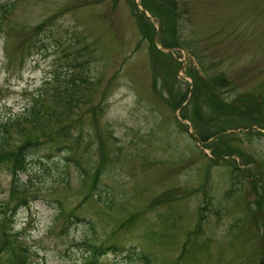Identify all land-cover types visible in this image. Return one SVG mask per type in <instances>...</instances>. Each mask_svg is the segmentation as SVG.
<instances>
[{
  "label": "rangeland",
  "instance_id": "obj_1",
  "mask_svg": "<svg viewBox=\"0 0 264 264\" xmlns=\"http://www.w3.org/2000/svg\"><path fill=\"white\" fill-rule=\"evenodd\" d=\"M174 1L183 47L152 56L134 0H0V146L42 141L18 190L0 160V264H264V0ZM196 61L250 109L208 126L230 156Z\"/></svg>",
  "mask_w": 264,
  "mask_h": 264
},
{
  "label": "trees",
  "instance_id": "obj_2",
  "mask_svg": "<svg viewBox=\"0 0 264 264\" xmlns=\"http://www.w3.org/2000/svg\"><path fill=\"white\" fill-rule=\"evenodd\" d=\"M171 1L172 3L174 2L173 0H160V1L148 0L147 2L144 0H140L141 5L150 14H156L154 7L156 6V4H159L160 11L158 12L160 13V15L157 16L156 18L158 22L162 21L163 23L162 27L159 28H160V33L162 30L161 43L165 46H176L178 44L177 40L175 39V28H174L175 11ZM131 5L134 8V4L131 3ZM137 25L140 27H143V25L145 26L146 37L151 38L153 36L154 33L153 27L139 14H137ZM149 27H151V32L150 30H147ZM154 48L155 46L152 45V48L150 49L152 56L156 52ZM155 49L158 50L157 48ZM200 68H201V73H203V75L198 73V71L194 68L190 70L191 67L188 68L189 72H187L188 76L191 78L190 88H189L190 96L192 98H196L197 100L199 99L198 96L202 92V94L199 96L201 103L205 108V113L210 112V116L200 115V117L198 118V124L195 122L197 125L194 123L200 129L198 133L199 135L198 137L200 141H202L216 134L217 136L215 140H212L213 142L211 143L213 147L211 150V154L214 156L225 155V153L230 154L232 153V151H235V149H231L230 146L227 144H225V146L221 149L220 146H218V143L222 141L224 143L229 142L231 140L229 136L233 134L229 135V134L221 133V131H223L225 128L224 129L220 128V130H215V129L209 130L208 126L215 123V121H217L218 119L220 120L222 119L225 120L223 121L225 124H227L228 126L230 125L229 128L235 127V125L237 124L233 125V123L230 122L228 119L229 118L233 119L237 117L239 119H242L239 120L240 122L244 123L249 120L245 118L250 116L249 115L250 109L248 110V108L246 107H242L240 105L237 106V104H231L229 101H225L219 93V88H217L219 82L221 83V85L225 83L224 77L218 78L215 76L205 75L201 65ZM39 114L40 111L38 109L31 108L30 113L28 114V116H26L24 120L33 119L37 117ZM196 115L197 113L195 114V116ZM217 127L219 128V125ZM23 130L25 131L26 129L24 128L20 129V131ZM42 132L43 131H41V133ZM37 136L38 135L34 136L33 138L27 136L23 142L13 145L14 147L12 148H5L3 146H0V160L7 163V168L10 171L13 187H16L17 185L16 181L18 175L25 171V169L27 168L30 162L29 156L31 154V149L32 148L37 149L38 146H40L42 143V141H40ZM48 137L50 141L53 140L51 135H49ZM203 145L207 147L206 144ZM16 188L18 190V188L21 187H16ZM109 248L116 249L117 247L115 245H110ZM91 263H92L91 261H86L85 264H91ZM17 264H19V261H17ZM144 264H148L147 260L146 262H144Z\"/></svg>",
  "mask_w": 264,
  "mask_h": 264
},
{
  "label": "bare ground",
  "instance_id": "obj_3",
  "mask_svg": "<svg viewBox=\"0 0 264 264\" xmlns=\"http://www.w3.org/2000/svg\"><path fill=\"white\" fill-rule=\"evenodd\" d=\"M224 154V153H223ZM226 154V153H225ZM228 154V153H227ZM231 154V153H230Z\"/></svg>",
  "mask_w": 264,
  "mask_h": 264
}]
</instances>
